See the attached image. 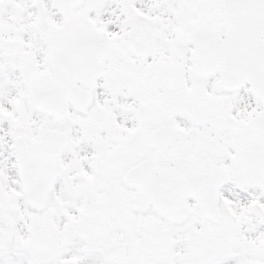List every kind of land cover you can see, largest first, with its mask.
<instances>
[{
  "label": "snow or ice",
  "instance_id": "snow-or-ice-1",
  "mask_svg": "<svg viewBox=\"0 0 264 264\" xmlns=\"http://www.w3.org/2000/svg\"><path fill=\"white\" fill-rule=\"evenodd\" d=\"M0 264H264V0H0Z\"/></svg>",
  "mask_w": 264,
  "mask_h": 264
}]
</instances>
